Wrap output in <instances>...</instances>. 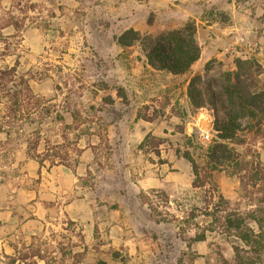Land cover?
I'll return each instance as SVG.
<instances>
[{"label":"rangeland","instance_id":"374dc122","mask_svg":"<svg viewBox=\"0 0 264 264\" xmlns=\"http://www.w3.org/2000/svg\"><path fill=\"white\" fill-rule=\"evenodd\" d=\"M175 30L201 48L178 75L146 49ZM238 59L263 87L264 0H0V264L233 262L243 242L205 212L222 194L264 216V193L195 186L184 153L204 165ZM237 149L264 162V133Z\"/></svg>","mask_w":264,"mask_h":264},{"label":"trees","instance_id":"16d2710c","mask_svg":"<svg viewBox=\"0 0 264 264\" xmlns=\"http://www.w3.org/2000/svg\"><path fill=\"white\" fill-rule=\"evenodd\" d=\"M138 31L130 28L119 38L123 46L132 45L140 41ZM147 57L151 65L158 69L167 70L173 74L186 73L192 64L200 58L201 48L198 45L194 32L188 33L175 30L165 37L155 38L147 44ZM252 62L237 60V70L225 74L224 97L220 101L225 110V116L218 121V137L206 148L204 165L185 152L184 156L191 162L195 175L194 185L204 186L212 183L215 171H224L229 175L240 177L244 189L256 188L264 193V162L247 159V152H240L237 145L247 142V135L254 131L255 136L264 133V86L257 89L252 82L250 67ZM148 136L141 144L154 142ZM146 142V143H145ZM251 150V148H249ZM252 187V188H249ZM254 190V189H253ZM220 205L206 214L219 222L223 231L236 235L244 244H235L234 261L223 258L225 264H261L264 252V216L257 209H252L247 215L237 212L224 211L226 199L220 194ZM254 221L257 228L250 225ZM206 233H198L194 240L204 241ZM94 264H109L105 260H98Z\"/></svg>","mask_w":264,"mask_h":264},{"label":"water","instance_id":"95a60500","mask_svg":"<svg viewBox=\"0 0 264 264\" xmlns=\"http://www.w3.org/2000/svg\"><path fill=\"white\" fill-rule=\"evenodd\" d=\"M204 125H205L206 127L209 126L208 122L206 123V120L204 121Z\"/></svg>","mask_w":264,"mask_h":264}]
</instances>
